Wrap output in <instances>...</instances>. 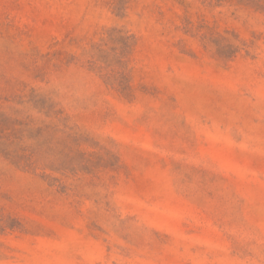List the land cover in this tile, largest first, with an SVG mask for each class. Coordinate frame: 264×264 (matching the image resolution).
I'll list each match as a JSON object with an SVG mask.
<instances>
[{
	"label": "rangeland",
	"instance_id": "1",
	"mask_svg": "<svg viewBox=\"0 0 264 264\" xmlns=\"http://www.w3.org/2000/svg\"><path fill=\"white\" fill-rule=\"evenodd\" d=\"M0 264H264V0H0Z\"/></svg>",
	"mask_w": 264,
	"mask_h": 264
}]
</instances>
